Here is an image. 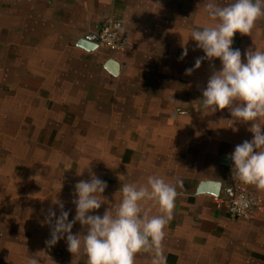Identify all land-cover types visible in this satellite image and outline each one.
<instances>
[{
  "label": "crops",
  "instance_id": "obj_1",
  "mask_svg": "<svg viewBox=\"0 0 264 264\" xmlns=\"http://www.w3.org/2000/svg\"><path fill=\"white\" fill-rule=\"evenodd\" d=\"M203 4L0 0V264H28L32 256L39 264H87L86 255L68 251L67 234L54 246L46 241L61 214L55 201L72 221L75 185L92 174L107 183V203L89 213L101 217L126 183L157 175L176 187L164 264H264V191L252 188L261 205L239 220L220 198L197 194L204 180L234 182L232 161L223 157L253 139L250 122L227 108L202 109V91L222 68L218 58L185 74L205 56L190 38L210 23ZM106 18L122 22L128 47H79ZM232 47L242 62L248 49L264 50V19L251 36L237 32ZM111 57L121 64L119 76L104 67ZM50 210L52 224L45 222ZM72 234L86 235V226L76 222ZM152 258L138 253L135 264Z\"/></svg>",
  "mask_w": 264,
  "mask_h": 264
},
{
  "label": "clouds",
  "instance_id": "obj_2",
  "mask_svg": "<svg viewBox=\"0 0 264 264\" xmlns=\"http://www.w3.org/2000/svg\"><path fill=\"white\" fill-rule=\"evenodd\" d=\"M203 7L210 23L193 29L190 38L205 56L197 58L194 69H186L185 74L199 69L204 59L221 61L222 68L212 72L202 91V109L214 113L227 108L236 121L250 122L253 139L237 145L228 158L233 162L235 179L264 191V50L248 49L244 53L246 62H242L241 51L232 47L237 32L251 36L256 22L264 19V0H231L223 6L216 0H204ZM186 55L185 48L181 58ZM106 187L107 183L95 174L90 180L78 182L72 221L63 204L55 201L61 214L46 244L54 246L67 234L68 251L74 256L86 255L87 264H135L138 253L151 254L152 264H164L162 242L178 195L176 187L157 175L149 176L143 185L126 183L119 189V203L110 205L102 217L89 215L107 203L102 196ZM248 203L246 199L237 201L241 208ZM153 206L160 214H152ZM53 217L55 212L50 210L45 222L52 224ZM76 222L86 226V235L72 234ZM28 264L39 261L32 256Z\"/></svg>",
  "mask_w": 264,
  "mask_h": 264
},
{
  "label": "built area",
  "instance_id": "obj_3",
  "mask_svg": "<svg viewBox=\"0 0 264 264\" xmlns=\"http://www.w3.org/2000/svg\"><path fill=\"white\" fill-rule=\"evenodd\" d=\"M98 35L100 47L106 48L111 52H120L128 47L129 41L123 32V24L117 19L106 18ZM234 183L237 185L235 197L224 202L229 218L239 220L249 217L261 203L252 190L254 186L244 185L235 178ZM241 199H246L249 202L246 208H241L237 204V201Z\"/></svg>",
  "mask_w": 264,
  "mask_h": 264
},
{
  "label": "water",
  "instance_id": "obj_4",
  "mask_svg": "<svg viewBox=\"0 0 264 264\" xmlns=\"http://www.w3.org/2000/svg\"><path fill=\"white\" fill-rule=\"evenodd\" d=\"M100 38L97 34H87L80 38L77 45L86 51L93 52L100 48ZM105 69L113 76H119L121 64L115 58H109L104 63ZM229 156L223 157V163L228 164ZM237 185L232 181L204 180L197 188V194H211L223 201H229L235 197Z\"/></svg>",
  "mask_w": 264,
  "mask_h": 264
}]
</instances>
